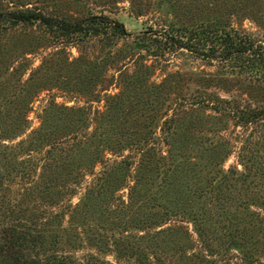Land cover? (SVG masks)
<instances>
[{"label":"trees","instance_id":"1","mask_svg":"<svg viewBox=\"0 0 264 264\" xmlns=\"http://www.w3.org/2000/svg\"><path fill=\"white\" fill-rule=\"evenodd\" d=\"M141 12L137 13L142 15ZM4 20L40 22L64 36H79L80 41L97 39L103 57L92 64L96 72L94 77H99L97 69L100 66L106 69L119 61L122 64L120 91L108 96L106 110L97 113L94 118L97 125L91 132L88 131V112L84 108L60 106L46 109L40 126L33 131L29 142L32 150L38 152L34 158L29 156L16 163L8 152V145L0 143V264H110L100 254L115 250L119 260L127 248H131L129 256L135 253L142 259L151 253L158 264H165L168 256L171 261L175 252L180 253V262L189 259L193 264L192 258L182 253L194 244L188 228L173 224L150 230L163 226L172 217L191 218L195 232L200 240H204L205 228L211 221L209 212L220 210V207L203 202L195 206L193 202L204 198L207 185H202L204 177L201 173L215 162L222 149L217 151L220 147L216 145L210 151L206 150L208 153L204 158L208 163L203 166L193 161L187 154L191 141L189 134L199 127L202 117L181 111L183 102L177 103L179 101L173 109L174 115L160 126L163 138L158 135L157 117L167 103L168 91H174L182 77L179 73H171L160 83H150L153 64L146 60L152 57L161 62L166 60L167 53L184 49L209 64L239 66L248 72L263 74L264 41L211 24L196 28L178 24L170 29L151 27L136 35L133 39L143 42L142 49L146 53L134 46L113 51L111 36L127 38L131 34L124 23L103 14L57 19L35 6L19 11H0V22ZM132 53H136V57L131 70L123 62L129 56L132 58ZM84 59L78 57V61ZM188 99L192 105L210 107L243 123L256 121L264 115L263 107L241 109L234 101L208 91H197ZM14 114L12 130L20 128L17 120L24 115L19 111ZM145 117L148 121L142 120ZM159 140L168 147L165 154L156 146ZM44 147L45 153L41 155ZM126 150L136 153L124 155ZM108 153L114 159L107 158ZM98 164H102V168L95 172ZM87 173L94 174V178L80 200L75 205L62 204L66 191L75 193L76 186ZM13 182L21 183L23 188L22 205L12 204L3 191ZM206 182L209 180L203 184ZM125 187L129 189L127 201L118 194ZM218 187H215L216 198L222 191ZM66 215L70 228L64 226ZM90 221H96L97 226L88 225ZM72 225L75 229L87 226L91 232L89 241H95L96 252L88 253L83 260H78L61 244V233L73 231ZM117 229L118 235L130 229H138L144 234L115 237V232L111 236L106 233ZM109 237L116 242L115 249H105L107 243L103 239ZM128 237L137 238L139 243L136 245ZM145 238L149 243L141 244ZM69 239L66 241L70 242ZM72 247L76 248L74 243ZM166 249L174 251L168 254Z\"/></svg>","mask_w":264,"mask_h":264},{"label":"rangeland","instance_id":"2","mask_svg":"<svg viewBox=\"0 0 264 264\" xmlns=\"http://www.w3.org/2000/svg\"><path fill=\"white\" fill-rule=\"evenodd\" d=\"M35 6L57 19L81 18L92 13L103 14L124 23L131 36H111L113 51L134 46L136 50L146 53L142 49L143 42L133 39L136 35H141L151 27L170 29L178 24L195 28L211 24L264 41V0H0L2 12ZM138 11L143 14L139 15ZM100 51L99 41L95 38L80 41L79 36H64L40 22H0V143L8 145V152L16 163L38 155L32 150L29 141L48 108L82 107L88 112V131L91 132L97 125L94 118L98 112L106 110L108 96L120 91L119 73L122 64L119 61L108 65L106 69L97 67L99 77H94L96 72L92 64L97 58L103 57ZM79 56L85 59L78 61ZM135 57L129 56L123 62L124 65L132 70ZM165 59L161 62L152 57L146 60L148 64H153L149 82L160 83L171 73H179L182 80L174 91L167 93V103L157 117L158 135L163 138L160 126L165 119L174 115L176 101L183 102L181 111L193 112L202 117L199 127L189 134L191 141L187 154L203 166L208 163L204 158L208 153L206 150L210 151L217 145L220 148L216 150L222 149V153L213 164L203 169L202 185L211 189H205L204 198L195 199L193 205L209 203V206L220 207V210L209 212L211 221L205 228L204 240H200L195 232L191 218L172 217L163 226L150 231L173 224L188 228L194 244L182 253L191 257L193 264H264V115L256 121L243 123L210 107L192 105L188 99L196 95L197 91H208L222 99L234 101L241 109L259 110L264 108V73L248 72L243 67L219 65L216 62L209 64L184 49L167 53ZM18 111L24 113L17 120L20 128L12 130L13 115ZM142 120L148 121V118ZM197 138L198 141L194 143ZM156 146L160 153L167 152L168 147L162 140L157 141ZM40 153H45V147ZM135 153L129 150L123 152L124 155ZM106 157L114 159L110 153ZM101 168L102 164H98L95 172ZM93 178L94 174L87 173L76 186L75 193L66 191L62 204L75 205ZM207 179L209 182L203 184ZM217 186L222 189L219 198H216L215 193ZM3 191L12 204L22 205L21 183L13 182ZM128 193V187L118 191L125 201ZM68 218V215L64 218L65 227H69ZM88 225L95 226L96 221H90ZM71 230L70 233H61L64 249L78 260H83L88 253L96 252L95 241H89L91 232L87 226L75 229L72 225ZM114 232L115 237L128 234L138 237L144 234L138 229H130L119 235L118 229L106 231L110 236ZM68 238L70 242L66 241ZM128 239L136 245L139 243L137 238ZM103 240L107 243L105 249H115L116 242L112 237ZM148 240L145 238L140 243H149ZM73 243L76 248L72 247ZM124 245L127 246V243ZM166 250L168 254L174 251ZM125 251L119 260L116 259L115 250L100 255L110 264H158L149 252L148 257L142 259L135 253L129 256L131 248ZM178 255L180 253L175 252L171 261L168 256L165 264L191 263L189 259L180 262Z\"/></svg>","mask_w":264,"mask_h":264}]
</instances>
